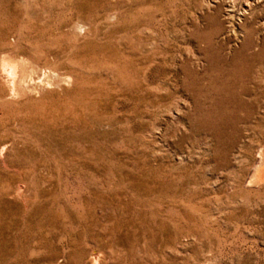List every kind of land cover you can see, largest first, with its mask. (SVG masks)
<instances>
[{"label":"rangeland","instance_id":"rangeland-1","mask_svg":"<svg viewBox=\"0 0 264 264\" xmlns=\"http://www.w3.org/2000/svg\"><path fill=\"white\" fill-rule=\"evenodd\" d=\"M263 179L264 0H0V264H264Z\"/></svg>","mask_w":264,"mask_h":264},{"label":"bare ground","instance_id":"bare-ground-1","mask_svg":"<svg viewBox=\"0 0 264 264\" xmlns=\"http://www.w3.org/2000/svg\"><path fill=\"white\" fill-rule=\"evenodd\" d=\"M4 64L5 65H7L8 66V68H9V70L11 71V72H15V71H20L21 73H22V68H19V65H18V62L17 61H14V60H11V59H5V61H4ZM21 65V64H20ZM260 170V169H259ZM257 176V175H256ZM259 177H261V176H259ZM262 178V177H261ZM264 180V179H263ZM94 254V253H93ZM95 254H97V253H95ZM95 254H94V257L93 258H96L97 259V255H96V257H95ZM95 259V260H96Z\"/></svg>","mask_w":264,"mask_h":264}]
</instances>
